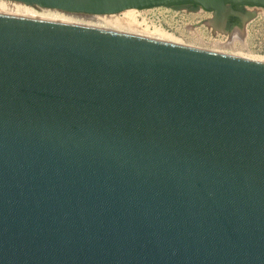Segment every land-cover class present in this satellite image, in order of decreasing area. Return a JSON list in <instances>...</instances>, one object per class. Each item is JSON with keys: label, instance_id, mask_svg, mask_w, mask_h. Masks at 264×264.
<instances>
[{"label": "water", "instance_id": "95a60500", "mask_svg": "<svg viewBox=\"0 0 264 264\" xmlns=\"http://www.w3.org/2000/svg\"><path fill=\"white\" fill-rule=\"evenodd\" d=\"M240 6L0 0V264H264V63L23 11Z\"/></svg>", "mask_w": 264, "mask_h": 264}, {"label": "rangeland", "instance_id": "374dc122", "mask_svg": "<svg viewBox=\"0 0 264 264\" xmlns=\"http://www.w3.org/2000/svg\"><path fill=\"white\" fill-rule=\"evenodd\" d=\"M248 10L256 11L258 14L244 25L235 19L217 20L212 12L202 9L187 10V18L184 20L174 18L172 15H162L160 20H153L157 28L161 22L164 31L174 35L180 45L248 59H264V9L249 7ZM227 12L233 13L226 11L225 15ZM145 14L147 13H141L142 16ZM136 18L138 22H142L141 17L137 15ZM212 18L217 20L213 24L210 22ZM125 28L120 31L133 32L135 27ZM237 28L242 29L241 33Z\"/></svg>", "mask_w": 264, "mask_h": 264}, {"label": "bare ground", "instance_id": "6f19581e", "mask_svg": "<svg viewBox=\"0 0 264 264\" xmlns=\"http://www.w3.org/2000/svg\"><path fill=\"white\" fill-rule=\"evenodd\" d=\"M24 13L29 19L48 21L60 24H69L75 26H81L86 28H94L101 30H108L113 32H119L123 34L135 35L145 37L161 42H167L172 44L180 45L174 35L167 33L160 28H150L143 26L142 22H138L136 14H120V15H97V14H86L77 12H67L60 10H50L41 8L23 7ZM123 15V17H121ZM237 20L243 22V25L248 21V17L238 15L236 13H229L225 15L224 20ZM124 25V27H123ZM134 26L133 32L120 31V29H126V26ZM130 28V27H129ZM240 33L241 28H237ZM237 33V32H236ZM242 58V57H241ZM264 63V59L253 58Z\"/></svg>", "mask_w": 264, "mask_h": 264}, {"label": "built area", "instance_id": "2783aa9c", "mask_svg": "<svg viewBox=\"0 0 264 264\" xmlns=\"http://www.w3.org/2000/svg\"><path fill=\"white\" fill-rule=\"evenodd\" d=\"M204 10V9H202ZM190 11V10H189ZM187 10L186 11H169V12H153V13H147L145 14V16H142L141 13H137L138 17H141L142 19V23H143V26H148L150 28H157V24H155L154 20L155 19H159L160 20V17L163 15V16H167V15H172L174 18H180L181 20H184L185 18H187ZM214 17V16H213ZM154 19V20H153ZM214 18H212L210 20V22L213 20ZM160 22V21H159ZM213 24V23H212ZM159 28L163 29V25L162 23L160 22V25H159Z\"/></svg>", "mask_w": 264, "mask_h": 264}, {"label": "flooded vegetation", "instance_id": "af4514ba", "mask_svg": "<svg viewBox=\"0 0 264 264\" xmlns=\"http://www.w3.org/2000/svg\"><path fill=\"white\" fill-rule=\"evenodd\" d=\"M250 6H240V7H234L235 10H243V12H246Z\"/></svg>", "mask_w": 264, "mask_h": 264}]
</instances>
